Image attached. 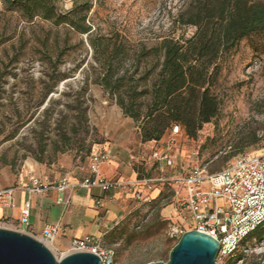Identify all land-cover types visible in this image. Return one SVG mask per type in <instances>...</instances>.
<instances>
[{
	"label": "rangeland",
	"instance_id": "rangeland-1",
	"mask_svg": "<svg viewBox=\"0 0 264 264\" xmlns=\"http://www.w3.org/2000/svg\"><path fill=\"white\" fill-rule=\"evenodd\" d=\"M80 2L56 0V7L64 13L75 5L80 7ZM91 2L87 23L92 31L118 34L133 51L140 46L151 48L164 38H190L195 32L194 27L175 24L191 0ZM219 64L212 88L219 103L217 118L204 124L195 138L180 127L178 134L170 135V129L160 147L162 151L168 146L178 150L185 170L200 167L211 174L239 155L264 158V32L241 40ZM96 73L86 35L39 17L28 21L17 11L6 10L0 0V185L15 184L30 164L44 172L84 177L97 144L139 150V175L163 179L148 188L155 190L153 196L158 189V195L153 200H137L138 205L113 226L109 237L98 242L114 251V264L166 262L179 240L170 237V231L192 227L180 206L183 192L176 182L165 180L170 172L166 165L156 158L148 163L142 156L144 149L138 143H144L137 125L93 83ZM84 86L87 91L80 95ZM84 108V117H80ZM245 246L251 251H243L241 264L264 262V237ZM51 252L57 259L63 257L58 251ZM229 260L231 264L241 261L236 255ZM220 262L226 261L217 257L216 263Z\"/></svg>",
	"mask_w": 264,
	"mask_h": 264
},
{
	"label": "trees",
	"instance_id": "trees-1",
	"mask_svg": "<svg viewBox=\"0 0 264 264\" xmlns=\"http://www.w3.org/2000/svg\"><path fill=\"white\" fill-rule=\"evenodd\" d=\"M2 1L6 10L17 11L28 21L39 17L86 35L97 65L93 83L135 122L142 143L160 141L174 126L195 138L204 124L215 120L219 103L212 88L220 73V59L241 40L264 32V0H191L175 20L179 27L195 28L190 38H164L151 48L140 46L133 51L118 34L92 31L87 23L91 0H79L80 7L75 5L64 13L58 11L56 0ZM86 91L81 87L79 94ZM84 113L85 108L80 117ZM138 177L142 178L139 173ZM250 236V240L261 241L264 227L240 243L236 260L243 262Z\"/></svg>",
	"mask_w": 264,
	"mask_h": 264
},
{
	"label": "crops",
	"instance_id": "crops-1",
	"mask_svg": "<svg viewBox=\"0 0 264 264\" xmlns=\"http://www.w3.org/2000/svg\"><path fill=\"white\" fill-rule=\"evenodd\" d=\"M166 135L167 132L158 142L144 144L139 142L138 146L143 147L142 156L147 157L148 163L155 159L154 155L166 154L173 161L172 167L165 168L166 171H170L167 176L170 179H176L188 172L190 168L185 170L181 156L176 154L178 150L174 148L172 138L170 144L173 145V150L170 146L165 151L160 149ZM101 152L106 154L107 158L98 162L96 172L93 173L90 169L92 156ZM139 159V150L106 143L94 146L90 156L89 173L84 177H66L53 171L44 172L30 164L19 174L15 184L6 182L0 185V190L14 189L9 202L0 204V227L23 231L42 240V230L45 226H58V233L46 243L51 250L63 255L69 252L71 243L75 239L87 236L96 240L103 239L113 226L129 213L130 208L138 205L137 200H153L158 195V189H156L157 194L153 196L155 190L149 191L142 182L149 178L138 177L136 164ZM161 162L162 165H166L165 161L161 160ZM29 175L50 184L53 188L46 193H27L18 189L17 184L26 182ZM63 179L68 182V187L59 191L56 186ZM85 179L117 181L123 185L103 191L97 186L82 187L81 183ZM180 187L184 197V187ZM27 201L30 202V215L29 223L25 226L20 224V212Z\"/></svg>",
	"mask_w": 264,
	"mask_h": 264
},
{
	"label": "built area",
	"instance_id": "built-area-1",
	"mask_svg": "<svg viewBox=\"0 0 264 264\" xmlns=\"http://www.w3.org/2000/svg\"><path fill=\"white\" fill-rule=\"evenodd\" d=\"M171 135L179 133V127L170 130ZM107 158L106 154L98 153L92 156L91 171L96 172L97 164ZM158 161H165L167 167L173 166V161L166 154L154 155ZM174 181L184 187L185 196L180 200V206L188 214L192 227L190 230L205 233L215 238L219 243L218 259L226 262L234 257L240 243L254 230L264 227V158L257 155H239L220 172L208 173L200 167H191L188 172ZM163 179H146L142 182L150 188V184ZM117 181L106 182L102 179H85L82 187L97 186L103 191L122 186ZM68 187L63 179L56 186L59 191ZM17 188L27 193H46L53 188L50 184L29 175L26 182L17 184ZM14 189L0 190V204L9 202ZM20 224L27 226L30 215V202L27 201L20 212ZM58 226L47 225L42 230V241H50L58 233ZM188 230V231H190ZM187 231L173 228L170 237L180 238ZM251 250H244V252ZM90 252L98 256L100 264H114L115 254L110 248H102L98 240L84 237L72 241L68 253ZM242 261L233 264H241Z\"/></svg>",
	"mask_w": 264,
	"mask_h": 264
},
{
	"label": "water",
	"instance_id": "water-1",
	"mask_svg": "<svg viewBox=\"0 0 264 264\" xmlns=\"http://www.w3.org/2000/svg\"><path fill=\"white\" fill-rule=\"evenodd\" d=\"M218 252L219 243L215 238L190 230L181 235L166 262L147 264H216ZM0 264H100V260L90 252L67 253L57 259L34 236L0 227Z\"/></svg>",
	"mask_w": 264,
	"mask_h": 264
},
{
	"label": "bare ground",
	"instance_id": "bare-ground-1",
	"mask_svg": "<svg viewBox=\"0 0 264 264\" xmlns=\"http://www.w3.org/2000/svg\"><path fill=\"white\" fill-rule=\"evenodd\" d=\"M46 247L49 248L48 244L45 241H42Z\"/></svg>",
	"mask_w": 264,
	"mask_h": 264
}]
</instances>
